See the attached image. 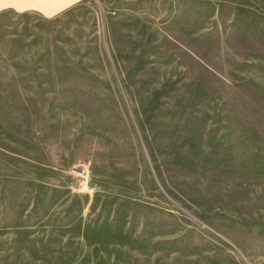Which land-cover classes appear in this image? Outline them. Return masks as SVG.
<instances>
[{
	"label": "rangeland",
	"instance_id": "1",
	"mask_svg": "<svg viewBox=\"0 0 264 264\" xmlns=\"http://www.w3.org/2000/svg\"><path fill=\"white\" fill-rule=\"evenodd\" d=\"M0 264H264V0L9 14Z\"/></svg>",
	"mask_w": 264,
	"mask_h": 264
},
{
	"label": "crops",
	"instance_id": "2",
	"mask_svg": "<svg viewBox=\"0 0 264 264\" xmlns=\"http://www.w3.org/2000/svg\"><path fill=\"white\" fill-rule=\"evenodd\" d=\"M84 0H0V23L13 13L52 18Z\"/></svg>",
	"mask_w": 264,
	"mask_h": 264
},
{
	"label": "built area",
	"instance_id": "3",
	"mask_svg": "<svg viewBox=\"0 0 264 264\" xmlns=\"http://www.w3.org/2000/svg\"><path fill=\"white\" fill-rule=\"evenodd\" d=\"M69 176L73 179L74 181V187L79 190H83L88 188V181H87V173L85 170H83L80 167H72L69 172Z\"/></svg>",
	"mask_w": 264,
	"mask_h": 264
}]
</instances>
